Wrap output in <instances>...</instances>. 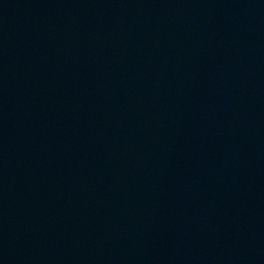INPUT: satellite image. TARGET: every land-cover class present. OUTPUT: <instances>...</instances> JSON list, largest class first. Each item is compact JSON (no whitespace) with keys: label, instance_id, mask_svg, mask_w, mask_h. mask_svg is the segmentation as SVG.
I'll use <instances>...</instances> for the list:
<instances>
[{"label":"water","instance_id":"1","mask_svg":"<svg viewBox=\"0 0 264 264\" xmlns=\"http://www.w3.org/2000/svg\"><path fill=\"white\" fill-rule=\"evenodd\" d=\"M0 264H264V0H0Z\"/></svg>","mask_w":264,"mask_h":264}]
</instances>
